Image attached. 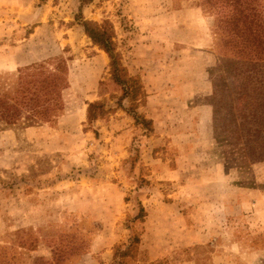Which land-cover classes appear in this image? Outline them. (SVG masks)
Here are the masks:
<instances>
[{
    "label": "rangeland",
    "instance_id": "1",
    "mask_svg": "<svg viewBox=\"0 0 264 264\" xmlns=\"http://www.w3.org/2000/svg\"><path fill=\"white\" fill-rule=\"evenodd\" d=\"M231 15L205 0H0V76L62 58L69 84L55 123L0 130V264H264V163L222 132L237 59L216 22ZM81 21L111 23L140 101L119 105Z\"/></svg>",
    "mask_w": 264,
    "mask_h": 264
},
{
    "label": "trees",
    "instance_id": "2",
    "mask_svg": "<svg viewBox=\"0 0 264 264\" xmlns=\"http://www.w3.org/2000/svg\"><path fill=\"white\" fill-rule=\"evenodd\" d=\"M91 1L80 0L82 5ZM205 4L232 9L230 17L216 22L222 37V55L237 59L230 69L237 86L228 97L230 119L222 125V132L231 144L243 147L248 163H264V11L260 9L261 0H205ZM80 25L92 45L109 59L112 80L122 91L119 105L124 99L132 104L140 101L144 96L143 87L139 78L130 76L123 65L111 23L81 21ZM68 87L67 65L62 58L31 64L17 69L14 74L0 76V130L17 125L55 123L64 109L62 95ZM103 108L98 102L88 103V122L96 121ZM133 118L137 123H150L135 114ZM213 128L214 132L218 129L215 124ZM141 217L143 209L135 219ZM136 243L138 239L134 238L125 250L118 251L119 256H129L131 246ZM114 262L122 263L121 260Z\"/></svg>",
    "mask_w": 264,
    "mask_h": 264
}]
</instances>
